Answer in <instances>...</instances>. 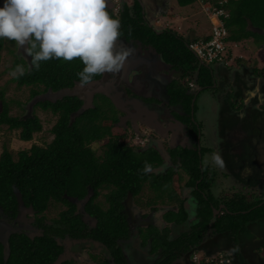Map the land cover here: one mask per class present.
I'll list each match as a JSON object with an SVG mask.
<instances>
[{
    "label": "flooded vegetation",
    "instance_id": "af4514ba",
    "mask_svg": "<svg viewBox=\"0 0 264 264\" xmlns=\"http://www.w3.org/2000/svg\"><path fill=\"white\" fill-rule=\"evenodd\" d=\"M138 1L141 0H108L107 11L121 24L122 35L118 46L123 43L131 47L133 54L128 57L121 72L94 77L93 81L104 80L103 90L114 96L118 104L106 94L95 92V107L91 109L98 108L101 117L108 118L103 124L106 121L110 132L102 139L85 142L83 146L86 150L90 148L94 154L92 159L98 164L95 171L102 172L109 168L112 177L96 187L91 183L87 184L86 194L83 196L78 192L69 196L75 213L81 216L83 227L79 231L65 232L57 238L64 248V256L71 260H78V257L88 252L90 257L97 255L111 264H120L116 261L113 249L95 237L94 233L100 223L96 212H108L116 205L114 202H118L119 211L125 214L129 225L127 236L118 239L116 245L120 250L118 255L123 257V264H140L138 258L142 254L137 251L140 243L143 244L141 248L146 247L143 253L149 254V259H154L159 264H173L181 253L191 258L193 264L199 259L200 252H203L202 259L215 257L223 252L232 254L233 251L227 249L205 252L206 243L184 249L185 242H181L184 239L183 234L179 231L183 222L181 216L187 217V210L188 214L193 213L192 219H186L191 221L185 223L187 226L193 225L189 233L185 232L190 234L202 224L204 213L210 217V226L218 218L227 215L241 219L239 215H243L246 210L232 209L231 201L234 199L238 202L251 200L249 195L255 193L254 200L262 199L264 202V179L259 174H254L253 163L249 160L258 152L254 142H264V76L255 73L256 68L250 70V66L244 62L241 67L236 68L225 62L209 64L193 60L191 65L198 67L185 68L177 61L178 55L174 59L172 54L160 51L152 40L142 37L140 23L148 24L151 29L154 27L149 21L151 17L148 11L151 8L148 7L147 11ZM139 17H142L141 22ZM11 42L17 47L15 59L29 63L25 56L19 54V46ZM74 62L78 65V74L84 65L80 60ZM29 64L32 67V63ZM201 65L213 71L214 83L199 84ZM77 74L73 78V85L56 88L52 84L45 90L43 84L38 87L39 91L33 97L47 92L50 88L57 91L73 87L79 81ZM229 74L234 79L236 76L240 78L235 85L238 88L237 94H240L236 97L237 106L227 101L226 94L231 93L225 91L226 84L230 87L236 84L232 78L228 80ZM249 74L254 77L251 86L249 82L252 78ZM205 90L211 94L209 100L203 99ZM69 97H76L80 101L74 112L84 105L80 97ZM139 105L153 112V118L151 115L150 118L139 114L143 110ZM60 112L57 113L59 118ZM34 114H37L36 110ZM30 116L25 107L23 117ZM133 116L138 129L134 126ZM144 120L152 122V125ZM237 130L247 134L245 140L243 139L244 148H234L232 144V135ZM52 134L55 139L53 131ZM53 140L49 144L38 146L48 148ZM112 147L116 149L113 150ZM129 153L135 155L139 163L144 164L142 168H138L139 174L149 175L148 179L140 183L137 192L113 177V174L119 173L118 170L131 169L127 160L123 164L114 162L116 157L125 159ZM174 194H177L175 198L178 200L171 199ZM60 204L64 208L61 213L71 208L67 204ZM196 206L198 212L194 210ZM0 212V228L5 233L25 232L32 236L45 234V229L38 220L42 216L37 210L34 212L32 206L19 205L17 214L13 216L3 208H0ZM56 220L57 218L47 217L43 223L62 227ZM260 222L263 223L258 220L250 224L258 226L259 232L255 234L264 239V224ZM166 230L170 231L166 233ZM209 231L208 237L212 233L220 234L213 226ZM76 233L79 236H74ZM245 233L254 235L249 231Z\"/></svg>",
    "mask_w": 264,
    "mask_h": 264
},
{
    "label": "trees",
    "instance_id": "16d2710c",
    "mask_svg": "<svg viewBox=\"0 0 264 264\" xmlns=\"http://www.w3.org/2000/svg\"><path fill=\"white\" fill-rule=\"evenodd\" d=\"M177 1L181 7L192 6L197 2V0ZM203 1L211 2L216 9H224L229 12L230 16L224 17L225 25L230 32L227 42H242L245 39H253L261 46L259 57L264 60V33L261 32L264 29V0ZM148 29L154 36L147 37L146 29L140 27L142 37L152 40L160 51H164L168 55L172 54L174 59L178 55L179 59L177 61L184 65L185 68L198 67V65H191V61L199 60L190 49L189 41L183 36L172 30H166L159 34L149 27ZM211 37L212 35L208 34L204 38L199 37L198 39L208 41ZM4 43L5 40H0V61ZM16 60L15 67L18 64H22L18 58ZM239 61L247 65L251 63L245 58ZM24 62L26 64L24 66L25 74L18 79H14L18 81L19 86L27 85L31 87V98L38 93V87L43 84L46 87L45 90L52 84L56 88L74 84L73 78L76 77L78 68V65L74 64L75 62L70 66V63L64 64L60 60L53 59L41 62L39 70H36L33 66L30 67V64L25 60ZM205 70H207L208 75H205ZM246 71L249 70L246 69ZM212 72L209 68L201 65L200 83L202 85L214 83V74ZM255 73L264 76V68H256ZM231 76L229 74L228 80H230ZM233 96L238 97L240 94ZM226 97L227 101L230 102L232 94H226ZM0 101V125L7 124L11 129H22L21 138L23 140H31L36 132L43 129L42 121L37 114H33L30 117L12 116L10 114V102L5 98V91H0ZM79 104L80 101L76 97H66L56 103L50 101L39 102L35 108L42 107L43 110H50L55 114L61 111L60 118L52 129L56 135L52 144L48 148L34 145L30 150H22L19 153L18 160L15 159L14 153L8 149V146H5L4 152L0 157V208L10 212L12 216L16 215L20 205L17 193L19 191L22 194L24 204L32 206L42 216L38 220L45 229V234L34 236L25 232L12 233L9 240L10 256L7 264H55L64 252V248L57 236H63L65 232L79 231L83 227L81 216L75 213V207L69 201V196L76 195L75 192L83 196L86 194L87 184L91 183L96 187V185H100L107 178L110 179L112 177L109 168L102 172L101 170L99 172L95 171V167L98 164L92 159L94 154L90 148H87V150L83 148L85 142L102 139L110 132L109 125L105 123L106 121L104 122L105 125L103 124V121L108 118L101 117L98 112L99 109L96 108L86 111L71 124V114L77 110ZM262 107L264 108V104ZM35 110L37 111V109ZM114 148L112 147L113 150L116 149ZM124 160L131 164V169L129 171L127 169L118 170L119 173L113 174V177L125 182L126 185H129L137 192L139 191L140 183L148 179L149 175L147 173L145 176L139 174L138 168H142L144 164L139 163L138 158L131 153L127 154L125 159L116 157L114 162L123 164ZM134 170L135 173H132ZM100 176L104 179H101ZM176 195L174 194L171 199L178 200V198H175ZM249 200L238 202V200L234 199L231 201V204H233L232 209L246 210L243 215H239L241 219L227 215L226 217L218 218L215 224L210 226V217L204 213L202 224L196 227L192 233L183 237L186 238L183 239L185 246L197 245L199 247L205 237L208 240V233L212 226L220 234L233 233L234 235H239L240 233L250 232L251 222L264 221V202L262 199L257 201L251 199L252 202ZM52 203H63L71 207L66 212L60 213V217L55 221L61 224L62 227L60 225L57 227L48 226L43 223L45 218H47L44 213ZM114 204L116 205L108 212H96L100 223L94 233L95 237L113 249L117 258L116 261L123 264V257L118 255L120 250L116 248V245L118 239L125 235L127 236L129 225L125 214L119 211V203L114 202ZM74 236L79 235L76 233ZM213 236H216L215 233L214 235L212 233V236L209 237ZM224 255L225 259H230V262L226 264H234L236 260L234 252L232 254L226 252ZM244 260L242 261L244 262ZM0 264H5V252L2 242H0ZM61 264L77 263L68 259ZM202 264L216 263H207L206 258H204L202 259Z\"/></svg>",
    "mask_w": 264,
    "mask_h": 264
},
{
    "label": "clouds",
    "instance_id": "9594fccd",
    "mask_svg": "<svg viewBox=\"0 0 264 264\" xmlns=\"http://www.w3.org/2000/svg\"><path fill=\"white\" fill-rule=\"evenodd\" d=\"M107 5L108 0H2L0 40L13 41L23 47L32 57L31 63L36 70L44 61L79 58L84 67L77 75L80 85L86 86L96 76L121 72L133 54L131 47L123 43L118 46L121 24L109 14ZM170 28H163L159 33ZM177 34L181 35V32ZM181 36L189 41L194 52L191 44L200 39L190 41ZM220 62L228 64L225 58L211 63ZM24 74L25 70L20 65L10 73L17 79ZM215 159L219 161L218 157Z\"/></svg>",
    "mask_w": 264,
    "mask_h": 264
},
{
    "label": "rangeland",
    "instance_id": "374dc122",
    "mask_svg": "<svg viewBox=\"0 0 264 264\" xmlns=\"http://www.w3.org/2000/svg\"><path fill=\"white\" fill-rule=\"evenodd\" d=\"M164 1L165 0H151L150 3H152L158 9L159 7L163 6V4L166 2ZM201 1L202 0H199L196 4L190 7H186L185 9H180V8L177 9L181 11L179 13H175L174 11L176 10L172 12L170 10V12L166 14L167 18L165 20L161 19V21L162 20L163 21L159 23V25L167 29L171 27L172 29L170 28V30H174V31L177 30L178 32H181V34H185V36L187 34L196 36L194 34L195 31H193V29H198V28H200V32H208L209 34H211L213 28L210 20V13L212 12L211 9L213 8V6L210 5L209 3H205V2L203 3ZM167 2L169 1L167 0ZM139 5L143 8L142 2ZM196 10H198L199 12H197ZM141 20L142 17H139L140 22ZM140 25L142 26V28L146 29L147 37L154 36L149 31L148 24L143 22L140 23ZM203 34L204 33H201L200 35ZM186 37L188 38V36ZM16 50H17L16 45H14L11 41L5 40L3 50L1 51V61H0V91H5V98L10 102V106H11L10 114L12 116H18V115L23 116L25 115L24 107L31 100V96H30L31 87L27 85L19 86L18 81H15V79L10 75L11 71L15 69L14 63L16 60L15 58L17 57L15 54ZM226 50L227 52L223 57L225 58V60L229 65L235 66L236 68L241 67L243 62L239 60L245 58L251 62L250 64H248L250 66V70H254V68L257 69L264 68V60L261 57H259L261 52V46H259V44H257L253 39H245L242 42L228 41ZM79 60H80L79 58H76L72 61H64L62 59L60 61H62L64 64L70 63V66H72V63L74 61H79ZM21 63L22 64H18V65L22 66L25 69L24 66L26 64L24 60H22ZM204 73L205 75H208L207 70H205ZM231 78H232L231 80H234L236 84H233L231 87L229 86V84H226L225 91H228L232 94L231 104L237 106L236 97H234L233 95L237 94L238 92V88L235 85H237L240 78H238L237 76L235 77V79L234 77ZM251 78L252 80H250L249 82L250 86L254 80V77L252 75ZM210 95L211 94H209L208 91L206 90L202 94L203 99L205 100L206 99L209 100L208 97H210ZM241 102L242 101H240V103ZM105 105L108 106V103H106ZM0 109H1V101H0ZM37 114L42 121L43 129L40 132H36L33 135V138L29 141H25L21 138L22 129H11L7 124L0 125V157L4 152L5 146H8V149L14 153L15 159L18 160L20 151L30 150V148L34 144L37 145L49 144L54 139V135L52 134V129L56 125L59 115L58 114L54 115L50 110L45 111L41 108H37ZM245 135L247 134L241 130H237L232 135V144L234 148H241L243 146V139L245 140ZM105 140L107 139H103V141ZM254 144L257 146L258 152L256 155L252 156L251 159L249 160H251L250 163H253V167H254L253 170H255L254 174H259V177L264 179V142L258 143V141L256 140ZM242 148H244V146ZM254 196L255 193H251L249 195V198L251 197L252 199H254ZM63 209L64 208L61 204L52 203L49 209L44 214H46V216L49 219H54V218L56 219L60 217L61 210ZM169 231L170 230H166V233H168ZM181 231L182 234L187 231L189 232V228L185 227V229ZM185 235L187 236L188 234L186 233ZM258 239L259 242H261V239L260 238ZM181 242L179 243L180 245ZM162 247L165 249L164 246ZM185 247L186 246H184L183 248L185 249ZM262 249H264V247H262ZM99 257L100 259H102L101 256ZM198 261L201 262V258ZM155 263L159 264V262H155ZM259 264H264V263L261 262Z\"/></svg>",
    "mask_w": 264,
    "mask_h": 264
},
{
    "label": "crops",
    "instance_id": "0c3cea01",
    "mask_svg": "<svg viewBox=\"0 0 264 264\" xmlns=\"http://www.w3.org/2000/svg\"><path fill=\"white\" fill-rule=\"evenodd\" d=\"M150 1L151 0H141L140 2L139 1L138 2L139 3L142 2V4H143L142 6L146 7L147 11H148V7L151 8L150 11H148L150 14V17H151V19L149 21H151L154 29L156 31H158V33H159V30H163V27L160 26L159 23H161L163 20H165L167 18L166 14H168L170 12V10H171V12L176 10L174 12L179 13L181 11H179L177 9H179V8L185 9L186 8V7H181L178 4L177 0H168L170 3L167 2V0H165L166 2L164 1L165 3L163 4V6H161L157 9L152 3H150ZM175 1H176V4H175ZM197 2H195L194 4H196ZM201 2L204 3V1H201ZM173 3L175 4V6ZM205 3H209L210 5L213 6V4L211 2H205ZM188 7H190V6H188ZM213 8H215V7L213 6ZM196 11L199 12L198 10H196ZM162 14H165V15H162ZM198 15H200V14H198ZM173 17H175V16H173ZM161 19H163V20L161 21ZM193 31H195L194 34L196 36H193L191 34L186 35V36H188V39L190 41L197 40L199 37L204 38L205 36H207L209 34L208 32H200V28L193 29ZM201 33H204V34L200 35ZM181 35L185 36V34H181ZM199 84H200V81H199ZM194 210H196V212H198L197 206L195 207ZM187 211H186L187 217L185 216V218H184V216H182V218H183L182 227L183 228L181 227L179 229V231L185 229V227H188V228L190 227L189 231H190V229H192L193 225L187 226V224H185V223H188L189 221H191L192 216H193V213L190 215V214H188ZM189 217L191 219L189 221L186 220ZM260 224L263 225L264 221H263V223L260 222ZM250 228H251L250 233H252L254 235L249 236L246 233L245 234L240 233L239 235H234L233 233H225V234L223 233V234H218V235L213 236V237H208V240H207V237H205V239L203 240V243H202V244L206 243L204 245L205 252H210V251L215 252L219 249H227L229 251H233L236 255V257H235L236 260L234 261V264H247V263L248 264H259L261 262L264 263V249H262V247H264V239L262 236L258 237L255 234V233L259 232L258 226L256 224H254V225L250 224ZM181 234H182V231H181ZM185 234L186 233H183V237L186 236ZM258 238L261 239V242H259ZM141 246H143V244L140 243L137 247L138 253L142 254L141 257L138 258V263H140V264H155L156 261L154 259H149L150 258L149 254L143 253L146 251V247L144 246L143 248H141ZM108 254H111V252ZM103 255L105 257H107L105 254H103ZM199 255H200L199 258H201V255H203V252H200ZM93 256L90 257L89 253L86 252L84 254V256L78 257V260L76 259L74 261L77 264H111L110 262L105 261L103 257H102V259H100V257L97 255H93ZM68 259L69 258H66L65 260H68ZM243 259H245L244 262L242 261ZM173 264H193V261L186 254L181 253L179 256H177L176 261Z\"/></svg>",
    "mask_w": 264,
    "mask_h": 264
},
{
    "label": "water",
    "instance_id": "95a60500",
    "mask_svg": "<svg viewBox=\"0 0 264 264\" xmlns=\"http://www.w3.org/2000/svg\"><path fill=\"white\" fill-rule=\"evenodd\" d=\"M261 32L264 33V29L261 30ZM19 54L20 55L22 54L23 56H25V58H27L29 63H31L32 57L28 55V53L25 51L23 47L19 46ZM103 86H104V80L100 79V80H94L90 82L89 84H87L86 86H81L79 81H77L73 87L61 88L57 91H53L50 88L47 92L36 95L27 103L26 105L27 114L32 116L35 111V106L39 102H45V101L57 102L59 99H64L65 97L78 96L80 97V99L84 101V105L78 111L72 113L71 115V124H72L77 119V117L81 116L83 113H85L89 109L95 107L93 103L95 92L106 94V96L110 97L114 103L118 104L114 96L109 95L108 92H105L103 90ZM139 106L140 108L142 107V105H139ZM139 114L141 115L145 114L148 117H150L151 115V117L153 118V112H149L148 110H146V108H143V110H140ZM132 120L134 122L135 128H137V121L134 116ZM144 121L145 123L152 125V122L149 123L148 120H144ZM17 193H18V198H19V202L21 206L24 204L22 194L19 191ZM34 212H35V209H34ZM11 235H12V232L7 231L5 233L3 232V228H0V242H2L4 245L5 264L8 263L9 256H10V241L9 240H10ZM66 258L67 256H64V254H62V256L55 262V264H61Z\"/></svg>",
    "mask_w": 264,
    "mask_h": 264
},
{
    "label": "built area",
    "instance_id": "2783aa9c",
    "mask_svg": "<svg viewBox=\"0 0 264 264\" xmlns=\"http://www.w3.org/2000/svg\"><path fill=\"white\" fill-rule=\"evenodd\" d=\"M229 14L222 9H214L211 14V20L213 24L212 39L209 41L198 40L191 44V48L194 50L198 58L208 63L224 60V55L227 50L226 40L229 37L228 29L223 20L224 17H228ZM206 262H215L216 264H226L230 262V259H225L223 253L215 255V257H207ZM196 264H202L196 260Z\"/></svg>",
    "mask_w": 264,
    "mask_h": 264
}]
</instances>
